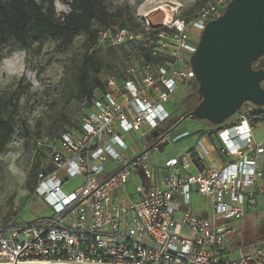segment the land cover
<instances>
[{"label":"built area","instance_id":"built-area-1","mask_svg":"<svg viewBox=\"0 0 264 264\" xmlns=\"http://www.w3.org/2000/svg\"><path fill=\"white\" fill-rule=\"evenodd\" d=\"M230 1L206 0L193 16L172 17L160 27L99 30V41L141 43L142 64L108 76L80 129L61 135L48 158L55 169L38 172L33 189L50 214L31 222L15 215L0 226V264H264V242L237 259L227 250L247 207L264 192L259 123L240 110L233 123L216 129L213 148L200 140L195 152L166 155L162 167L148 153L169 142L170 135L152 133L168 131L162 127L172 114L166 104L196 79L191 59L200 36ZM125 135L137 139L140 152L127 154ZM46 141L37 140V148ZM194 161L195 173L189 171ZM114 162L118 167L110 170ZM77 176L82 185L66 192ZM194 192L211 199V216L193 211Z\"/></svg>","mask_w":264,"mask_h":264},{"label":"rangeland","instance_id":"rangeland-1","mask_svg":"<svg viewBox=\"0 0 264 264\" xmlns=\"http://www.w3.org/2000/svg\"><path fill=\"white\" fill-rule=\"evenodd\" d=\"M204 1L104 0L107 23L95 20L92 26L98 30L126 27L133 32L148 25L160 27L172 17H190ZM56 8L59 16L70 10L67 0H56ZM87 56H92L100 65L97 76L104 82L112 74L119 75L129 68H139L143 47L138 42L113 45L109 40H98L91 44L88 34L81 32L68 47L61 45L58 40L50 39L41 46L33 43L27 48L10 43L3 50V58H0V109L7 118L13 120L15 132L0 154V226L15 215L23 222H31L50 214L45 203L33 193L36 174L50 166L48 158L53 147L59 144L61 135L79 130L81 119L91 110L93 97L87 96L79 79ZM262 60L264 63V57ZM93 78L92 73L87 84ZM191 92L190 85H181L175 99L166 104L172 114L169 122L162 124L164 130L171 129L186 115L185 106L181 102ZM242 110L250 114L254 111V105L248 102L242 106ZM203 125L211 126L208 121L186 119L170 135L168 143L148 152L151 164L162 167L166 155L181 154L185 148H196L199 140H205L196 132ZM148 127L144 126L143 131H147ZM261 127L259 123L257 133ZM44 138L47 139V145L39 150L36 142ZM124 139L131 148L128 155L132 154V149L135 152L141 151L136 138L125 135ZM117 167L118 163L114 162L109 169ZM138 182H142L140 177ZM82 183V177H72L64 189L69 192ZM133 186L134 180L128 186L130 193L134 192ZM192 200L194 212L212 215L213 204L210 198L195 192ZM257 205V209L256 204L250 206L252 209L249 208L250 212L246 214L248 223L241 226L246 237L236 238L243 245L238 248L227 246L233 259L250 252L252 246L248 248L244 245L247 240L264 238V203L259 201Z\"/></svg>","mask_w":264,"mask_h":264},{"label":"water","instance_id":"water-1","mask_svg":"<svg viewBox=\"0 0 264 264\" xmlns=\"http://www.w3.org/2000/svg\"><path fill=\"white\" fill-rule=\"evenodd\" d=\"M263 57L264 0H231L221 17L207 23L191 59L201 102L166 133L152 135L162 139L189 118L222 125L244 103L264 107V67H253Z\"/></svg>","mask_w":264,"mask_h":264},{"label":"trees","instance_id":"trees-1","mask_svg":"<svg viewBox=\"0 0 264 264\" xmlns=\"http://www.w3.org/2000/svg\"><path fill=\"white\" fill-rule=\"evenodd\" d=\"M67 1L70 7L69 12L59 16L56 0H0V58H3V50L10 43H15L21 48H27L33 43L41 46L52 39L58 40L61 45L68 47L81 32L88 34L91 44L96 43L99 30L95 29L92 23L95 20L107 23L105 17L107 7L104 0ZM253 67L263 68L262 58L255 60ZM100 69V65L97 64L94 58L87 56L86 62L81 68L79 79L80 86L88 93L89 98L93 97V93L97 88L104 87V83L97 76ZM92 73L94 74L93 81L87 84ZM262 84L264 86V82ZM191 89L192 92L181 102V105L185 106V114L193 111L201 102L199 84L196 79L191 82ZM237 114L222 125H211L214 129H218L233 123ZM249 117L254 124L264 121V107L254 105V111L249 114ZM14 132L15 124L13 120L7 118L0 109V154L6 149ZM54 169L55 167L51 165L46 169V172H51ZM37 176L38 173L36 174L35 185Z\"/></svg>","mask_w":264,"mask_h":264},{"label":"crops","instance_id":"crops-1","mask_svg":"<svg viewBox=\"0 0 264 264\" xmlns=\"http://www.w3.org/2000/svg\"><path fill=\"white\" fill-rule=\"evenodd\" d=\"M176 129H177V127H176ZM175 129V130H176ZM258 129V125H257V127H256V130ZM175 130H173V132L175 131ZM255 130V136H256V139L258 140V141H261V140H263L264 139V135L262 134V127H261V129L259 130V132L257 133V131ZM173 132L170 134V135H172L173 134ZM197 133H200V135L202 136V137H204V141L203 140H201V141H203L204 142V144L207 146V147H209V148H213V144L214 143H216L217 141H218V138H217V136H216V129H212V128H210V127H205L204 125L203 126H200L199 128H198V130L196 131ZM170 141V140H169ZM200 141V140H199ZM168 143V142H167ZM197 148V147H196ZM196 148L195 147H193V148H185L184 150H185V152H195L196 151ZM191 149H193L192 151H191ZM181 153H183V152H181ZM180 154V153H179ZM176 155H178V154H176ZM169 156H175V155H169ZM211 157L212 158H214V159H217V160H221V157H220V155L217 153V152H212V154H211ZM260 159H261V162L263 163L264 162V154H261L260 155ZM156 167H158L157 165H155ZM199 170V163L197 162V161H194L192 164H191V166H190V168H189V171L190 172H193V173H195V172H197ZM161 173V172H160ZM162 175V174H161ZM132 183V182H131ZM130 183V184H131ZM129 184V185H130ZM262 184L264 185V180H263V182H262ZM258 185H260V181L258 180V183H257V186H256V188H258ZM195 193V192H194ZM194 193H193V195H194ZM259 201L260 202H263L264 203V192L263 193H260V194H258L257 195V201L254 203V204H250L248 207H247V210H246V214L247 213H249L250 212V210L252 209V208H250V206H253V205H255L256 204V209L258 208V205L257 204H259ZM192 206H193V200H192ZM250 208V210H248ZM199 214V213H198ZM246 214H245V216H246ZM201 215V214H200ZM202 215H207V214H202ZM244 216V217H245ZM244 219V218H243ZM264 220V219H263ZM248 223V219H247V216H246V218L244 219V220H242L241 222H240V233H238V234H236V235H234V236H232L230 239H229V241H228V245H231L232 247H234V248H238V247H240V246H242L243 245V243H242V241L240 240V241H238V240H236V238L237 237H243L244 236V238L246 237V232L243 234V231H242V229H241V226L243 227V226H245L246 224ZM248 242H246L244 245L245 246H249L248 248H250L251 246H252V248L250 249V251L253 249V247H254V245H256V244H259V243H261V242H264V238H261V239H257V240H247ZM247 244V245H246ZM227 245V246H228ZM228 250V249H227ZM233 259V258H232ZM237 259V258H236Z\"/></svg>","mask_w":264,"mask_h":264},{"label":"bare ground","instance_id":"bare-ground-1","mask_svg":"<svg viewBox=\"0 0 264 264\" xmlns=\"http://www.w3.org/2000/svg\"><path fill=\"white\" fill-rule=\"evenodd\" d=\"M157 8V7H156ZM160 8H162V7H160ZM165 10V9H164ZM152 11H153V9H152ZM166 11V10H165ZM167 12V11H166ZM147 15V14H146ZM168 15V14H167ZM149 19V18H148Z\"/></svg>","mask_w":264,"mask_h":264}]
</instances>
